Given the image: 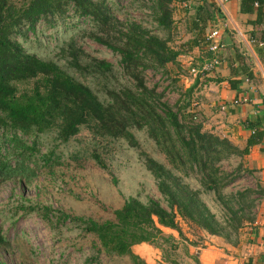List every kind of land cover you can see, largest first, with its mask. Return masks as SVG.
Wrapping results in <instances>:
<instances>
[{"label": "trees", "instance_id": "1", "mask_svg": "<svg viewBox=\"0 0 264 264\" xmlns=\"http://www.w3.org/2000/svg\"><path fill=\"white\" fill-rule=\"evenodd\" d=\"M174 1L153 0L156 21L163 30L171 29L170 4ZM69 6L77 16L89 20L92 29L88 36L92 40L120 56L122 72L133 88H107L108 100L101 101L65 67L27 52L15 39L24 30L33 31L39 20L51 22L63 17ZM206 20L203 16L195 22L197 35L187 43L190 48L203 43L208 47L204 34ZM67 54L68 67L81 74L107 76L112 71V64L105 59L89 56V62L82 61V56L88 55L72 42ZM180 54V49L169 44V37L151 33L135 21H120L111 14L104 0H27L21 4L0 0V183L12 179L22 184L32 182L38 170L34 155L40 151L43 134L54 132V140L65 143L86 128L93 139L123 138L128 145L138 147L132 127L145 128L171 168L183 175L193 173L204 190L213 191L229 216L227 226L219 222L200 198L199 190L190 188L180 175L146 153H142L145 166L158 181L168 208L153 198L143 202L129 197L112 210L108 219L96 220L58 211V223L75 224L94 236L93 245L98 253L127 256L132 264H148L132 250L133 245L142 242L158 248L164 261L175 263L170 257L177 243L161 226L182 235L178 219L236 244L240 230L256 220L252 210L259 198L252 196L260 197L263 189L256 183L255 188L246 187L225 195L222 189L230 182L229 177L233 179L241 171L249 174L251 171L241 160L231 171L223 169L221 164L232 157L246 155L249 147L261 140L263 132L252 129L246 146L240 148L227 137L204 130L202 121L196 119L195 109H190L197 81L185 90L175 109L162 102V94L146 85L143 72L149 68L165 69ZM53 154L51 149L43 156L50 160ZM91 157L105 168L99 153L93 151ZM42 209L46 216L50 208ZM232 233L235 239H231ZM5 244L0 228V247Z\"/></svg>", "mask_w": 264, "mask_h": 264}, {"label": "rangeland", "instance_id": "2", "mask_svg": "<svg viewBox=\"0 0 264 264\" xmlns=\"http://www.w3.org/2000/svg\"><path fill=\"white\" fill-rule=\"evenodd\" d=\"M13 1L21 4L27 0ZM104 2L120 21H135L151 33L169 37V44L181 50L176 62L168 63L165 69L149 68L143 72L146 85L155 87L162 94V102L175 109L180 97L195 80L197 87L214 73L215 69L202 71L201 68H194L202 64L199 55L209 57L206 52L200 54L198 47L190 48V44H187L193 38L188 26L195 14L196 4L188 0L172 2L173 23L167 31L157 24L153 0ZM183 2H186V6ZM91 29L89 20L77 16L69 6L63 17L51 22L39 20L33 31L24 30V34L15 39L27 52L65 67L75 78L87 84L101 101L106 102L107 88H133V84L122 72L120 56L92 40L88 36ZM71 42L88 55L82 56V61L89 62V56L105 59L112 64L111 73L107 76L98 73L85 75L68 67L67 51ZM195 113L196 119L201 120L197 110ZM132 131L138 140V147L128 145L123 138L93 139L86 128L65 143L54 140V132L41 136L40 151L34 155L38 160V170L32 182L22 184L12 179L0 183V228L6 240V244L0 247V264H132L127 256L98 253L93 245V235L86 234L73 223H58L56 216L59 215L58 211H62L96 220L108 219L112 210L120 207L129 197H137L143 202L153 198L168 208L164 195L158 189V181L145 166L142 153L172 169L190 188L199 190L200 198L219 222L227 226L229 216L213 191L204 190L193 173L183 175L171 168L145 128L132 127ZM51 149L54 154L50 160H45L43 154ZM93 151L100 154L105 168L91 157ZM239 161V157H232L223 161L221 167L231 171ZM227 180L230 182L222 189L225 195L246 187H256L255 177L245 171ZM252 197L259 198L257 194ZM43 207L50 208L46 216ZM252 211L256 213V206ZM178 221L192 240L200 236V228L183 219ZM235 238L232 233L231 239ZM142 249H147L145 244L138 245L134 252L151 264L153 251L150 247L145 252ZM170 258H174L175 263L162 259L163 262L156 261L155 264H196L195 259L178 248Z\"/></svg>", "mask_w": 264, "mask_h": 264}, {"label": "crops", "instance_id": "3", "mask_svg": "<svg viewBox=\"0 0 264 264\" xmlns=\"http://www.w3.org/2000/svg\"><path fill=\"white\" fill-rule=\"evenodd\" d=\"M188 1L196 4L188 26L192 37L197 35L196 23L206 16L205 33L211 27H219L225 45L218 54L220 63L214 73L195 86L190 105L198 111L204 130L227 137L240 148L246 146L252 129L263 132L261 140L239 157L263 194L257 201L256 220L240 230L236 244L202 229L200 236L192 240L181 222L182 235L169 227L161 229L172 235L177 248L198 264H264V0ZM183 4L186 6V2ZM195 47L200 54L211 56L205 43ZM204 59L199 55L200 63ZM141 244L153 251L151 264L163 262L161 251L149 243L135 244L132 250Z\"/></svg>", "mask_w": 264, "mask_h": 264}, {"label": "built area", "instance_id": "4", "mask_svg": "<svg viewBox=\"0 0 264 264\" xmlns=\"http://www.w3.org/2000/svg\"><path fill=\"white\" fill-rule=\"evenodd\" d=\"M226 0H219V2H224ZM206 39L208 40L209 44L207 49L211 52V56L209 58L204 59L202 61V64L200 67H194L198 68L202 71H212L214 70L220 63V58H219V52L224 48V43L221 40V32L219 27H211L209 30L206 31L205 33ZM261 45H264L261 43ZM194 70V69H192ZM238 101L235 100L234 103H237ZM195 105V103H194Z\"/></svg>", "mask_w": 264, "mask_h": 264}]
</instances>
